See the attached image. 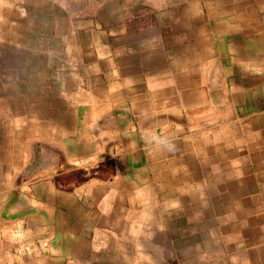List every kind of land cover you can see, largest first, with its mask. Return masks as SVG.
I'll use <instances>...</instances> for the list:
<instances>
[{
    "label": "crops",
    "instance_id": "1",
    "mask_svg": "<svg viewBox=\"0 0 264 264\" xmlns=\"http://www.w3.org/2000/svg\"><path fill=\"white\" fill-rule=\"evenodd\" d=\"M0 264H264V0H0Z\"/></svg>",
    "mask_w": 264,
    "mask_h": 264
}]
</instances>
